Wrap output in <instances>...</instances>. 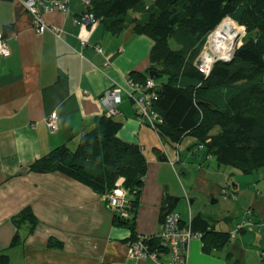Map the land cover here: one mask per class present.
<instances>
[{"label":"crops","instance_id":"1","mask_svg":"<svg viewBox=\"0 0 264 264\" xmlns=\"http://www.w3.org/2000/svg\"><path fill=\"white\" fill-rule=\"evenodd\" d=\"M122 3L118 7L127 5ZM86 9L83 0H69L66 11L43 14L48 28L38 32L22 1L0 0V28L10 25L3 38L10 54L0 55V264H152L131 260L124 241L129 231L114 225L106 197L63 173L28 170L57 146L74 149L81 134L104 113L100 96L111 87L118 88L122 98L117 114L123 122L120 137L142 144L148 158L136 219L138 234L160 232L161 210L168 197L184 222L200 213L218 216L221 208L225 217L218 216L217 222L232 216L221 197L228 187L224 178L228 168L193 156L185 142L161 146L158 134L142 120L132 96L138 95L133 84L139 82L129 77L132 71L151 66L154 41L131 30L114 34L97 19L87 38L89 45L83 47L85 28L78 19ZM148 110L153 113L151 107ZM54 112L58 128L51 130L45 120ZM257 192L233 193L246 209ZM211 201L217 205L208 207ZM28 206L38 223L21 231L12 219ZM17 232L21 242L13 245ZM237 248L208 254L202 238H194L188 264L246 263ZM228 252L233 257L226 260Z\"/></svg>","mask_w":264,"mask_h":264},{"label":"trees","instance_id":"2","mask_svg":"<svg viewBox=\"0 0 264 264\" xmlns=\"http://www.w3.org/2000/svg\"><path fill=\"white\" fill-rule=\"evenodd\" d=\"M120 2H84L87 9L78 21L82 22L86 13H92L114 34L131 30L154 41L151 66L142 72L132 71L129 78L143 86L154 65H160L151 99L152 111L160 120L147 125L158 134L161 146L162 143L179 146L188 140L190 154L211 160L221 169V166H233L252 173L264 168V0H135L124 8L118 7ZM226 18L245 26L243 45L237 48L231 62H217L205 74L196 63L209 36ZM158 22L170 24L168 35L158 34L154 28ZM7 27L10 25L0 28L3 38ZM88 45V40L82 44ZM116 116L104 111L81 134L76 148L57 146L39 157L28 170L63 173L103 195L107 202L109 194L121 183L126 192L128 215L123 216L109 202L108 207L114 211V225L129 231L124 241L128 246L141 241L148 250L157 249L168 255L170 251L161 237H139L136 231L148 158L142 144L120 137L123 122ZM172 200L165 199L161 222L173 211ZM217 218L200 213L192 219V229L201 233L203 250L208 254L224 250L232 239L231 232L217 229ZM12 221L21 231L32 230L38 223L30 206ZM19 241L21 236L17 232L12 244ZM57 244L62 247L61 243ZM232 257L231 253L226 254V260ZM138 260L155 264L148 258Z\"/></svg>","mask_w":264,"mask_h":264},{"label":"built area","instance_id":"3","mask_svg":"<svg viewBox=\"0 0 264 264\" xmlns=\"http://www.w3.org/2000/svg\"><path fill=\"white\" fill-rule=\"evenodd\" d=\"M24 3L29 13L33 16L34 27L38 32H43L48 25L45 23L43 14L54 11L55 9L66 11L68 0H20ZM89 3L90 0H84ZM78 22V21H77ZM82 27L84 31L81 34L82 44H85L90 31L97 24V18L92 13H86L82 18ZM91 26L88 30L86 27ZM10 54V49L5 40L0 36V55L6 56ZM202 62L199 64L200 71L208 74L211 64H207L202 57ZM155 82L153 79H147L144 87L139 89V95L135 98L137 104L142 110V114L151 125L160 120L157 113L149 114L148 108L151 105V99L154 97ZM104 107L105 113L109 116L118 113V105L121 103V93L118 88L107 89L102 93L100 98ZM57 114L54 112L51 116L46 118V125L49 129L55 130L58 128ZM35 128V125H32ZM154 127V126H153ZM122 182V181H121ZM119 183L115 189L109 194L108 202L110 206L115 209H120L123 216H127L125 211L128 206L126 200V192ZM227 194L228 192L225 191ZM192 219L183 222L180 214L176 211H171L166 215L162 222V229L157 234L164 241L170 253L168 255L160 253L159 250H148L149 248L141 241L129 245V254L131 259L148 258L155 262V264H188L189 258V244L194 238H200L201 233L192 229ZM139 237H143L140 235Z\"/></svg>","mask_w":264,"mask_h":264},{"label":"rangeland","instance_id":"4","mask_svg":"<svg viewBox=\"0 0 264 264\" xmlns=\"http://www.w3.org/2000/svg\"><path fill=\"white\" fill-rule=\"evenodd\" d=\"M131 1L132 0H123L122 4L125 3L129 5ZM240 26L243 27L245 30L240 40V44L239 46H237V48L243 45V38L246 34L245 26L241 24ZM154 28L160 35L166 36L170 33V31L168 33L170 24L166 22H162V23L158 22L154 24ZM171 44L174 48H177V45L172 40H171ZM210 45H211L210 40H208L206 47L204 51L202 52L203 55L210 48ZM157 80L158 82L161 81V79H157ZM187 141L188 140H186L185 142L186 145L189 144V141L188 142ZM221 167H222V170L223 169L226 170L228 168V170H226L227 175L224 177L227 179L228 187L225 188L226 186L224 185L223 187H221V189L225 188L224 190H227L228 192H230L231 195L230 197H227L224 194V190H223L221 197H222V200L225 201L224 203L225 209L227 207L232 210L231 211L232 216L228 217L227 220L220 219V221L217 222V229L225 231V232H231V233L233 231H237L236 235L235 233L231 234L232 239H230L228 245L225 248L228 249V247L237 245L238 248L236 249V252L240 254L241 256L245 257L246 263L244 264H264V258L260 256V254L264 253V168L256 170L255 172H252V173H245L239 168H234L233 166H221ZM222 170H219V171L222 172ZM234 186L237 187L236 190L234 191H241L240 196L242 195V193H245V191H254V194H255V191H259V195L257 192L256 194L257 196L255 195L252 203L249 205L250 207H247L251 209L250 213L247 214V208L242 209L240 207L239 202L237 201L239 199L235 200L236 196L233 193V189L235 188ZM216 205L217 203H212L211 201L208 204V207H214ZM220 211L221 212L217 215L220 218H224L225 213L223 209L221 208ZM243 222H245V224L243 225L245 227L244 228L245 230L239 231L236 225L238 224L241 225L243 224ZM233 228L234 230H232Z\"/></svg>","mask_w":264,"mask_h":264},{"label":"bare ground","instance_id":"5","mask_svg":"<svg viewBox=\"0 0 264 264\" xmlns=\"http://www.w3.org/2000/svg\"><path fill=\"white\" fill-rule=\"evenodd\" d=\"M244 28L231 18L224 19L210 37V48L204 55V61L211 64L217 58H228L233 55L240 44Z\"/></svg>","mask_w":264,"mask_h":264},{"label":"clouds","instance_id":"6","mask_svg":"<svg viewBox=\"0 0 264 264\" xmlns=\"http://www.w3.org/2000/svg\"><path fill=\"white\" fill-rule=\"evenodd\" d=\"M60 11H61V10H60ZM47 28H48V27H47ZM214 32H215V31H214ZM214 32H213V33H214ZM213 33H212V34H213ZM212 34H211V35H212ZM211 35L209 36L208 40H210ZM203 51H204V50H203ZM204 55H205V54H204ZM204 55H203V54L200 55V57H199V59H198V61H197V63H196L198 67H199V64L202 62L201 60H202V57H204ZM212 64H213V63H212ZM213 65H214V64H213ZM211 66H212V65H211ZM159 68H160V65L158 64V66H157V63H156V64L154 65L153 72H154V71L158 72ZM212 68H213V66H212ZM212 68H210L209 73L211 72ZM209 73H208V74H209ZM149 78L153 79L154 82H155L154 77H151V76H150V73H149ZM149 78H148V79H149ZM146 81H147V80H146ZM145 83H146V82H145ZM133 86H134L133 88H136V91L138 92V95H139V89H140L141 87H144V85L142 86V85H140V84H139V85L133 84ZM111 88H115V87H111ZM111 88H108V89H111ZM105 90H107V89H105ZM105 90H104V91H105ZM150 91H153V89L150 90ZM134 95H135V94H133L132 96H133V98L135 99L138 95H137V96H134ZM101 96H102V94H101ZM101 96H100V97H101ZM135 101H136V100H135ZM121 102H122V98H121ZM136 103H137V102H136ZM101 104H102V103H101ZM120 104H121V103H120ZM120 104H119V105H120ZM119 105H118V113H117V114H119ZM138 106H139V105H138ZM139 107H140V106H139ZM150 107H151V105H150ZM103 110H104V107H103ZM104 111H105V110H104ZM141 111H142V110H141ZM147 112H148L149 114H154V113H155L154 111H153V113H150L149 110H148ZM117 114H115V115H117ZM142 120L147 122V119L144 117L143 114H142ZM147 123H148V122H147ZM165 155L167 156V154H165ZM166 159H167V157H166ZM227 192H228V191H227ZM225 195H226L227 197H230L231 194H230V192H228L227 194L225 193ZM173 211H174V210H173ZM250 211H251V209L248 208V210H247V214L250 213ZM181 220H182V219H181ZM161 223H162V222H161ZM244 224H245V222H243V224H241V225H240V224L238 225V229H239V231L243 228V225H244ZM234 233H235V235H236L237 231H233L231 234H234ZM231 234H230V235H231ZM143 236H145V235H143ZM200 238H201V237H200ZM263 255H264V253H263Z\"/></svg>","mask_w":264,"mask_h":264},{"label":"water","instance_id":"7","mask_svg":"<svg viewBox=\"0 0 264 264\" xmlns=\"http://www.w3.org/2000/svg\"><path fill=\"white\" fill-rule=\"evenodd\" d=\"M238 46H239V45H238ZM236 50H237V48L235 49L233 55L230 56V57H228V58H217V59H215L214 62H213V64H215V63H217V62H226V63L231 62V61L234 59L235 55H236ZM263 60H264V56H263ZM213 64H212V66H213ZM212 66H211V68H212ZM155 75H156V71H154V72H150V76H151V77H155ZM178 200H179V199H176L175 202L177 203Z\"/></svg>","mask_w":264,"mask_h":264}]
</instances>
